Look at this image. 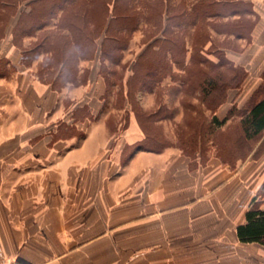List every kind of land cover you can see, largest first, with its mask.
Segmentation results:
<instances>
[{
  "label": "crops",
  "instance_id": "0c3cea01",
  "mask_svg": "<svg viewBox=\"0 0 264 264\" xmlns=\"http://www.w3.org/2000/svg\"><path fill=\"white\" fill-rule=\"evenodd\" d=\"M247 1L248 39L233 38L241 51L227 53L245 78L226 114L233 104L243 110L264 83V0ZM12 29L0 39V260L264 264V248L240 244L235 234L264 187L262 162H201L168 145L125 157L143 140L134 113L123 130L117 125L121 134L109 133L97 75L52 90L36 77L40 57L23 62Z\"/></svg>",
  "mask_w": 264,
  "mask_h": 264
},
{
  "label": "rangeland",
  "instance_id": "374dc122",
  "mask_svg": "<svg viewBox=\"0 0 264 264\" xmlns=\"http://www.w3.org/2000/svg\"><path fill=\"white\" fill-rule=\"evenodd\" d=\"M28 1L30 0H14L16 11L23 10L22 6H25ZM196 1L169 0L170 4L175 6L183 3V9L185 10L191 9L192 4ZM219 1L221 6L212 5V9L219 11L220 17L211 19L208 27H205L204 32L207 38L209 37V41L202 48L199 46L202 41L197 31L198 27L189 26L179 36V38L181 37L180 40L176 42L177 48L174 51V60L179 62V65H175L174 61H169L168 58L171 52L161 53L162 55L159 57L163 56V60L169 61V69L167 68L168 71L166 70L162 74L164 79L158 84L147 85L149 79H146V83L142 85L140 84L142 80L140 77L147 73L158 61L162 60L156 57V53L160 52L163 29L166 27L168 29L171 26L165 24L166 14L164 9L159 10L158 8L156 12L150 11L148 14L144 11L146 14L145 20L139 19L134 29H131L133 31L128 33L125 50L120 53V60L117 64L111 65L101 56L99 49L103 39L102 36L96 38L93 44L94 48L90 47V53L86 55L87 59L78 62L77 69L81 84L86 82L89 74L91 79L97 75V78L104 84L105 79L103 77H107L105 74L112 71L116 72V79L111 77L110 74L108 76V83L116 82V84L111 88H107L109 94L103 102L107 110L101 117L105 118L109 133L119 135L122 132L115 131L117 125H120V130H123L132 116L131 113H134L133 115L142 133L141 135L139 132V137L143 138L142 142L127 147L123 151L125 157L134 148L135 150H148L147 147L153 148L151 142L145 139L144 126L153 138L162 141L163 144L167 143L170 147H175L192 159L199 156L201 162H203L207 157L214 156L223 163L235 168L245 162L254 164L262 162V166H264V139L249 143L241 141L239 139L238 121L242 110L238 111L236 109L237 105L233 104L231 108L229 107L228 114L225 112L228 108L226 103L233 96L236 85L230 86L219 96L213 93L204 102L197 88V83L203 75L211 79L220 76V79L226 82L235 74L242 72L243 75L244 73L243 69L235 67L227 59V53L241 51L242 43L234 40L235 38L248 39L253 22L250 4L247 0H232L233 3L230 4H224L223 0ZM81 2L84 4L75 6L72 11L79 12L83 8L86 9V3L83 0H80ZM92 8V11L90 10L91 14H89L91 19L89 30L86 32L93 39L97 34L101 22L100 18L103 14L97 6ZM158 11L162 12V17L161 15L158 17L156 14ZM13 15L14 9L12 8H5L0 11V39L7 32L9 26H14L16 23L17 16L13 18ZM234 16L238 19H234ZM234 25H238L237 29L233 27ZM171 30L168 29L165 32V37L174 42V34L171 33H175L176 30ZM233 31L240 36L235 37L232 35ZM85 44L86 42L80 43V45L86 46ZM193 47L195 50H193ZM194 56L205 59L206 62L202 65L198 63L196 66L195 62L192 63L191 61ZM236 79H238L237 82H240L241 76ZM60 85L61 83L58 82L56 87ZM213 98L216 99L213 100ZM154 112L158 114L157 118H153L150 123H147L145 117ZM223 114H226L227 118L224 124H213L212 117L215 116L220 121ZM89 119L92 123V117ZM66 135L78 136L75 131L67 132ZM256 196H261L264 199V187Z\"/></svg>",
  "mask_w": 264,
  "mask_h": 264
},
{
  "label": "trees",
  "instance_id": "16d2710c",
  "mask_svg": "<svg viewBox=\"0 0 264 264\" xmlns=\"http://www.w3.org/2000/svg\"><path fill=\"white\" fill-rule=\"evenodd\" d=\"M83 1L88 9L83 8L79 12L72 11V8L77 5H83L84 3H80V0H30L25 3V6H22L23 10L17 12L14 0L12 2L11 0H0V11L5 8H12L14 9L12 17L17 16V21L11 34L13 44L22 51L23 62L29 63L40 57L41 60L37 65L36 77L42 83L49 85L54 91H59L66 85H81L77 64L87 59L86 55L90 53V47H95L93 45L94 41L100 36L103 37L99 49L101 56L109 64H117L120 60V53L125 50L128 33L133 31L131 29H134L139 19L145 20V15L148 12H156L158 8L159 10L164 9L166 14L165 24L171 25L168 29H172L171 31L176 30V32L171 33L172 35L174 34L173 42L165 37V32L168 31L167 27L163 29L162 45L160 52L156 53V57L159 60H163V56L159 57L162 55L161 53L171 52L168 58L169 61H174L175 65H179V62L174 60V51L177 48L176 42L181 38L179 36L189 26L198 27L197 31L202 41L199 46L202 48L209 41V37L207 38L204 32L205 27H208L211 19L220 17V12L214 11L212 5L221 6L219 0H197L189 10L183 9V3L175 6L170 4L169 0H152V2L151 0ZM223 3L230 4L233 2L232 0H223ZM93 6L100 8L103 15L100 18L101 22L97 29V34L92 39L91 35L86 31L89 30L91 20L89 14H91ZM156 14L158 17L160 15L162 17V12L158 11ZM233 27L237 29L238 25ZM232 35L235 37L240 36L235 31L232 32ZM25 38H30L27 48H23V40ZM81 42H86V46L80 45ZM193 50H195L194 47ZM162 60L153 65L143 76L141 75V83L139 80L138 82L142 85L146 83V79H149L147 85L161 82L164 79L162 74L169 69V61L163 60L162 62ZM191 61L192 63L195 62L196 66L198 63L202 65L206 62L205 59L196 56ZM244 73L243 75L242 72L237 73L226 82L222 81L220 76L211 79L203 75L202 79L197 83L201 99L204 102L213 93L219 96L233 85H236L234 87L236 90L239 89L245 78ZM109 74L116 79V72L114 71L106 73L107 77H103L107 80V82L104 80L105 97L109 94L107 88H111L116 84V82L108 83ZM239 76H241V79L240 82H237L238 79L236 78H239ZM58 82L61 85L56 87ZM157 115L154 112L146 116V122L150 123L153 118H157ZM226 119L225 117L219 121L213 116L211 121H213V124L223 125ZM238 127L240 129L239 139L245 143L264 139V83L257 88L246 107L242 110ZM143 133L145 139L153 145V148L147 147L148 150L159 152L167 147V143L163 144L162 141L153 138L144 126ZM235 234L240 244H256L264 248V199L261 196H254L250 200L244 213V221L236 226Z\"/></svg>",
  "mask_w": 264,
  "mask_h": 264
},
{
  "label": "built area",
  "instance_id": "2783aa9c",
  "mask_svg": "<svg viewBox=\"0 0 264 264\" xmlns=\"http://www.w3.org/2000/svg\"><path fill=\"white\" fill-rule=\"evenodd\" d=\"M0 264H9V263H8L7 261L1 259V260H0Z\"/></svg>",
  "mask_w": 264,
  "mask_h": 264
}]
</instances>
